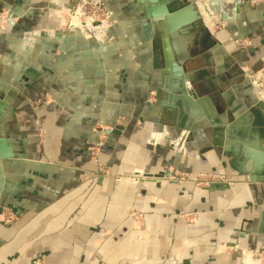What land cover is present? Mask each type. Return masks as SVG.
<instances>
[{
    "label": "crops",
    "instance_id": "1",
    "mask_svg": "<svg viewBox=\"0 0 264 264\" xmlns=\"http://www.w3.org/2000/svg\"><path fill=\"white\" fill-rule=\"evenodd\" d=\"M81 1L0 0V92L10 98L0 133L15 153L4 164L0 264H252L248 254L264 250V169L248 164L264 146V112L247 75L264 70V3L243 6L215 33L212 73L191 76L213 80L200 93L209 100L188 122L180 103L167 102L164 57L145 37L141 10L110 0L119 23L110 43L92 42L60 29L62 10ZM236 32L245 49L230 40ZM96 125L103 168L88 152ZM168 171L225 173L236 184L116 177ZM131 207L146 210L147 231L128 219ZM8 208L17 215L5 223ZM189 211L198 213L193 229L183 222Z\"/></svg>",
    "mask_w": 264,
    "mask_h": 264
},
{
    "label": "water",
    "instance_id": "2",
    "mask_svg": "<svg viewBox=\"0 0 264 264\" xmlns=\"http://www.w3.org/2000/svg\"><path fill=\"white\" fill-rule=\"evenodd\" d=\"M142 7L145 22L142 26L146 39L157 43L164 57L165 67L162 71L163 91L167 94V102L182 106L188 122L199 119V107H204L209 96L200 97L196 83L191 81L192 72L187 66L195 56L194 49L201 33L213 36L194 4L189 0H134ZM241 5L236 2L232 9V20L237 22L240 18ZM226 16H223V20ZM211 88V87H206ZM209 94V93H208ZM10 103V98H0V119ZM259 110L264 112V103L258 102ZM239 109L233 108L228 112L232 121ZM202 117V116H201ZM208 120L210 119L207 116ZM230 129L228 130V136ZM264 145V142L262 143ZM251 162L248 169L256 171L264 169V146L259 151H250ZM15 153L10 139L0 133V215L4 210L3 193L5 190V168L8 160H13ZM171 171L161 175L135 173L134 176L141 178H169Z\"/></svg>",
    "mask_w": 264,
    "mask_h": 264
},
{
    "label": "rangeland",
    "instance_id": "3",
    "mask_svg": "<svg viewBox=\"0 0 264 264\" xmlns=\"http://www.w3.org/2000/svg\"><path fill=\"white\" fill-rule=\"evenodd\" d=\"M133 1L134 0H123L122 4H124L126 7L135 6L137 10H141V13H138V17H140L139 21H141L142 26H143V24L145 22V17L143 15L142 7L139 6L138 4H136L135 1L134 2ZM189 1L195 5V7L197 8L198 12L200 13V15L204 21L206 27L208 26L207 30L210 33H212V35H213L212 37L215 39H216V35H215L216 32H220L221 30L222 31L225 30L226 27L228 26V24L233 22V20H230V21L224 20L223 21L222 18L217 17L218 12H220L224 8L225 3L226 4L228 2L230 3L228 11L226 13V15L228 16V18H227L228 20H229V18H232L230 8L233 7L234 3L238 2V1L240 2L241 8L245 5H249L251 8L252 7L257 8L264 3V0H189ZM87 2H89V1L83 0L76 7H73L70 10L69 9L62 10V13L59 17L60 23H61L60 29L62 31V34L70 33L68 30L70 28V30L72 31L70 34H71V37H73V38H76L79 40L80 39H83V40L87 39L89 41L96 42L100 37L103 39L102 42L105 40L106 43H110V42L106 41L111 37V36L109 37L107 34H110L109 31H111L112 27L116 23L117 24L119 23L117 15L115 13V8L113 7L114 5L111 4L110 0H95V1H91V3H87ZM222 2H225V3H222ZM80 8L85 10L84 17L82 18L81 21L85 22L86 26L90 27V25H89L90 23L96 27L97 26H103L105 28L102 30H105V31L95 33V32L88 30V28L83 27L84 24H81L80 19L78 18L79 13L80 14L82 13L80 11ZM69 12H73V13L69 14ZM7 16L8 15H0V28L7 27L6 26L7 21L5 20V18ZM205 16L208 17L207 22L204 19ZM224 23H225V25H224ZM222 25H224V26H222ZM72 28H74V29H72ZM2 29H4V28H2ZM102 34H103V36H105V35L106 36L103 37V36H101ZM91 36L94 38H91ZM231 38L237 39L239 41L237 44L235 43V45L238 48L245 49L246 47H248L246 40L239 37V34L237 32L234 33V35H232L230 37V39ZM111 43H113V42H111ZM5 63H6L5 61L0 60V67L4 68ZM188 66H189V64H188ZM252 73L260 74V73H264V70L263 71H261V70L260 71H254ZM2 84H0V85L4 86V84L3 85ZM0 98H3L1 92H0ZM258 101H260V100H258ZM122 121H123V119L119 118L117 124L120 126H124L123 124H121ZM112 128L115 129V127H111V129ZM99 129H102V128L99 125H96L94 133L95 134L98 132L99 133H98L97 138L95 139L96 141L95 140L94 141L98 142V144L95 147H92L91 146L92 142H93L92 141L88 147V152L90 153L91 158L97 164V166L99 168H103V164L100 162V152H101V148H102V146L106 140V136L104 134H101ZM116 177L119 178V180H125V181L128 180L131 183L134 181V178H136V176H134V174H132L130 172L117 175ZM160 180H164V181L172 180V181L178 182L180 184H189L190 186H192L195 189H209L213 186L219 187L222 185H224L225 187L226 186L229 187L228 184H230V183H232V186H234L236 184V182L233 181L231 179V177L225 173H203V172L189 173V172L174 171L172 173L171 177H169V178L162 177V178H160ZM213 183H214V185H213ZM14 210L15 209H13V208H8L6 210L7 216L4 219L5 223H8V222H10L16 218L17 212ZM127 216H128V219L132 222L135 229H139L141 231H147L148 230L147 229L148 223H147L146 210L144 208L131 207L127 211ZM182 217H183L184 225L186 227H188L190 229H193L196 227V225L198 223L197 222L198 213L190 212V211L189 212H183ZM260 254H262V257L264 258V250H260ZM248 255H249L248 259L250 260V263H252V264H254V262H256L258 258H260L259 256H257V257L253 256V258L251 257L252 258L251 259L250 258L251 253ZM42 264H44L43 261H42ZM262 264H264V261L262 262Z\"/></svg>",
    "mask_w": 264,
    "mask_h": 264
},
{
    "label": "flooded vegetation",
    "instance_id": "4",
    "mask_svg": "<svg viewBox=\"0 0 264 264\" xmlns=\"http://www.w3.org/2000/svg\"><path fill=\"white\" fill-rule=\"evenodd\" d=\"M158 45V44H157ZM219 48L217 40L207 33H201L198 38V43L194 49L195 56L189 62L187 66L188 70L199 71L204 75H209L212 73L214 63L219 59L216 55ZM158 50L161 51L160 46L158 45ZM212 79L202 80L199 83H196V86L199 89V95L206 87H211L213 85ZM206 95H201L200 97H205Z\"/></svg>",
    "mask_w": 264,
    "mask_h": 264
},
{
    "label": "built area",
    "instance_id": "5",
    "mask_svg": "<svg viewBox=\"0 0 264 264\" xmlns=\"http://www.w3.org/2000/svg\"><path fill=\"white\" fill-rule=\"evenodd\" d=\"M87 3H91V1H89ZM82 11H83V14H85V10L82 9ZM224 25H225V23H224ZM224 25H222V26H224ZM230 40L234 41V43H236V44L239 42L237 39H232L231 38ZM247 77H248V82H249L250 86L256 92L257 99L260 100V102L264 103V73H260V74L248 73ZM97 136H98V134H97ZM95 141L92 142V145H91L92 147H95L98 144V142H95ZM213 185H214V183H213ZM228 185L232 186V183H230ZM253 256L254 257H257V256L260 257L258 259L256 258L257 259V261H256L257 264L258 263L262 264V262L264 261V258L262 257V254H260V251H251L250 258L251 257L253 258ZM30 264H42V261L41 260H35V261H32V263H30Z\"/></svg>",
    "mask_w": 264,
    "mask_h": 264
},
{
    "label": "bare ground",
    "instance_id": "6",
    "mask_svg": "<svg viewBox=\"0 0 264 264\" xmlns=\"http://www.w3.org/2000/svg\"><path fill=\"white\" fill-rule=\"evenodd\" d=\"M222 3H225V2H222ZM229 5H230V3L228 2L227 4L225 3V6H224V8L220 11V12H218V15H217V17L218 18H222L223 19V17L222 16H226V20L225 21H228V16L226 15V13H227V11H228V8H229ZM80 11L82 12L81 14L79 13V16H78V18L80 19V22H81V24H84L83 25V27H85V28H88V30H90V31H92V32H101L102 31V29H104L105 27H103V26H94L93 24H89L90 25V27H88V26H86V23L85 22H83V21H81L82 20V18L84 17V14H83V11L81 10V8H80ZM73 12H69V14H72ZM76 14V13H75ZM215 16V15H214ZM205 20H206V22H207V19H208V17L207 16H205V18H204ZM224 21V20H223ZM208 27V26H207ZM210 28V27H209ZM72 29H74V28H72ZM91 38H94V37H92L91 36Z\"/></svg>",
    "mask_w": 264,
    "mask_h": 264
}]
</instances>
